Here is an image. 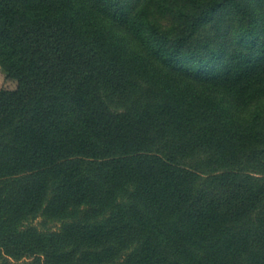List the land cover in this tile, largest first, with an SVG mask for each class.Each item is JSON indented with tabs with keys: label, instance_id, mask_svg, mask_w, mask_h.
I'll list each match as a JSON object with an SVG mask.
<instances>
[{
	"label": "trees",
	"instance_id": "16d2710c",
	"mask_svg": "<svg viewBox=\"0 0 264 264\" xmlns=\"http://www.w3.org/2000/svg\"><path fill=\"white\" fill-rule=\"evenodd\" d=\"M0 65V264H264V0H0Z\"/></svg>",
	"mask_w": 264,
	"mask_h": 264
},
{
	"label": "rangeland",
	"instance_id": "374dc122",
	"mask_svg": "<svg viewBox=\"0 0 264 264\" xmlns=\"http://www.w3.org/2000/svg\"><path fill=\"white\" fill-rule=\"evenodd\" d=\"M18 85V80L10 77L6 74V72L3 70V68L0 65V89L8 88V89H14ZM39 228H42L44 230H61L62 224L61 221L58 219L53 218H47L42 215L37 217L34 221ZM14 264H34L32 261V258H21L16 259L15 257L9 258Z\"/></svg>",
	"mask_w": 264,
	"mask_h": 264
}]
</instances>
